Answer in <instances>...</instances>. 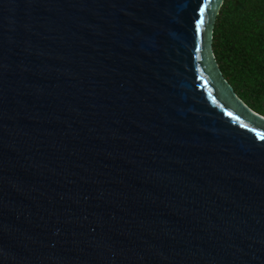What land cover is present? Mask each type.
<instances>
[{"label":"water","instance_id":"95a60500","mask_svg":"<svg viewBox=\"0 0 264 264\" xmlns=\"http://www.w3.org/2000/svg\"><path fill=\"white\" fill-rule=\"evenodd\" d=\"M224 1L0 0V264H264Z\"/></svg>","mask_w":264,"mask_h":264},{"label":"trees","instance_id":"16d2710c","mask_svg":"<svg viewBox=\"0 0 264 264\" xmlns=\"http://www.w3.org/2000/svg\"><path fill=\"white\" fill-rule=\"evenodd\" d=\"M213 46L237 94L264 115V0H225Z\"/></svg>","mask_w":264,"mask_h":264},{"label":"snow or ice","instance_id":"6c2138e0","mask_svg":"<svg viewBox=\"0 0 264 264\" xmlns=\"http://www.w3.org/2000/svg\"><path fill=\"white\" fill-rule=\"evenodd\" d=\"M201 12H203L204 11V9L201 7ZM202 23V21L201 20H197V29H199V26H200V24Z\"/></svg>","mask_w":264,"mask_h":264}]
</instances>
